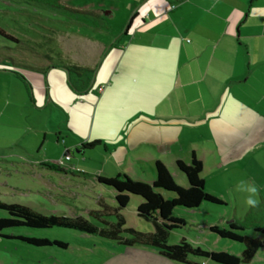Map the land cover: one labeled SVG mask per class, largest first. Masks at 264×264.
Instances as JSON below:
<instances>
[{"label":"crops","instance_id":"1","mask_svg":"<svg viewBox=\"0 0 264 264\" xmlns=\"http://www.w3.org/2000/svg\"><path fill=\"white\" fill-rule=\"evenodd\" d=\"M100 2L83 12L93 21L48 30L57 45L40 64L0 59V136L9 140L0 153L25 176L22 189L0 183V201L44 216L93 218L102 228L122 219L135 230L117 210L113 189L114 204L103 194L89 203L90 194L107 192L97 178L125 174L153 184L159 162L187 188L177 162L193 157L205 186L233 171L254 181L253 164L262 171L264 194V0H128L134 12L114 40L103 27L113 15ZM21 50L10 49L19 57ZM66 66L94 71L87 91L72 88ZM94 141L100 145L86 151ZM97 151L99 165L88 158ZM18 192L20 199L10 200ZM81 234L94 245L73 258L65 257L71 246L61 240L38 238L65 243L64 250L0 236V264H176L143 246L123 252L119 242Z\"/></svg>","mask_w":264,"mask_h":264},{"label":"rangeland","instance_id":"2","mask_svg":"<svg viewBox=\"0 0 264 264\" xmlns=\"http://www.w3.org/2000/svg\"><path fill=\"white\" fill-rule=\"evenodd\" d=\"M42 0H0V28L7 34L17 37L22 40L21 43H15L0 35V59L12 57L15 61L25 62L29 64H40L44 61L42 54L47 52V49H55L57 42L54 40L53 34L48 30L71 31L75 28V24H81L84 20L93 21L91 15L83 13L85 7L89 4L101 3L100 0H63L66 1V9H58L41 2ZM50 1L52 0H45ZM106 12L113 16L108 17L103 21V27L107 31V36L112 40L121 38L124 34L126 26L130 21L132 13L129 9L128 0H102ZM76 9L77 11H75ZM84 29V27H81ZM22 49L21 57L15 56L14 51L10 49ZM18 51V50H15ZM25 55V56H24ZM17 58V59H16ZM4 137L0 136V145L7 143ZM93 151V150H86ZM73 157L80 159L81 154L73 151ZM94 153H90V158L93 163L100 164V158ZM8 155V153H7ZM6 154L0 153V183L8 182L11 186L22 189L24 183V171L17 166H13L11 161L13 158ZM37 156V154H34ZM75 159L73 160L76 163ZM253 174H250L254 179L246 180V174L242 172H229L222 174L221 178L215 182H209L205 186L207 193L213 192L217 198L223 201L222 205L203 203L194 210H185L177 208L174 211V217L184 220L185 226L175 229L170 232L168 237L169 245H176L182 239L194 247H199L205 251L210 252H227L229 254L240 256L244 250V246L240 243L232 242L220 238L217 234L210 231V226H217L221 229L227 228L232 222H238L245 226L242 234L245 236L256 237L264 240V236L254 231L255 226L264 227V194H263V174L260 168L253 164L250 166ZM254 182L258 187L257 199L260 205L257 208H249L245 199L247 193L237 190L240 181ZM107 192H94L89 195V203L96 204L97 196L104 195L109 204H114L112 188L105 187ZM0 191H4L0 186ZM210 191V192H208ZM10 193V192H9ZM165 198L173 199V193L163 192ZM13 194V193H12ZM212 194V193H210ZM10 200L16 201L20 199V192L13 194ZM95 197V198H94ZM141 199L139 197L131 196L130 202L126 209H123L124 216L128 225L135 226V231L142 234H151L154 232L153 225L137 217L138 206ZM88 203V202H87ZM116 204V203H115ZM8 218V214L0 210V217ZM92 223H97L93 218L90 219ZM107 221L117 222L115 216L105 217ZM2 234H18L23 236H30L35 238H47L51 240H61L71 246L69 252H64L65 257L73 258L76 254L79 257L85 254L82 246L93 247V242L90 239L83 238L82 234L77 231L66 230L62 228L51 229H29V228H14L2 232ZM123 237L129 238L128 234H122ZM138 246V245H137ZM119 251H126L125 246H119ZM150 251H156L153 248L145 247ZM81 253V254H80ZM100 251V254H103ZM79 254V255H78ZM101 256V255H100ZM84 257V256H83ZM126 257V255L124 256ZM92 258H97L92 256ZM99 258V257H98ZM196 261L203 262L201 258H191ZM208 264H213L207 261ZM252 264H264V250L261 249L252 261Z\"/></svg>","mask_w":264,"mask_h":264},{"label":"trees","instance_id":"3","mask_svg":"<svg viewBox=\"0 0 264 264\" xmlns=\"http://www.w3.org/2000/svg\"><path fill=\"white\" fill-rule=\"evenodd\" d=\"M41 2L58 9L67 8L63 0H52V2L42 0ZM0 35L17 43L14 37L1 28ZM64 69L75 78V81H71V86L77 93L82 94L90 88L94 76L93 70L74 66H66ZM17 76L24 81L21 75ZM99 145V141H94L84 145V149L92 150ZM177 167L188 180L187 188L178 186L166 167L159 162L156 163V180L153 184L134 181L125 174H119L114 178H97L101 185L115 191V202L118 211L127 207L131 196L141 199L136 211L137 217L153 225L154 232L151 234H142L133 229L125 228V222L122 219H119L115 225L105 224V228H102L82 217L44 216L28 207L0 201V210L8 214V218L0 219V236L5 239L19 240L31 247H56L64 250L67 248V244L60 241L51 242L47 239L1 235L3 231L14 228H62L119 242L127 247L137 245L150 247L155 249L161 257L176 264H199L190 261L191 258H201L213 264H252L259 250H264V240L243 235L242 232L245 226L238 222H233L224 229L214 226L210 228V231L222 239L242 244L244 250L240 257L227 252L205 251L192 246L185 239H182L176 245L168 244L170 232L185 226L184 220L174 217L173 213L177 208L194 210L203 203L223 204L222 201L205 191V184L201 178L203 167L200 161L193 157L190 164L179 161ZM53 168L57 169L55 166ZM162 191L173 193L175 198H165ZM254 231L264 236V227L255 226ZM123 233L128 234L130 237H123Z\"/></svg>","mask_w":264,"mask_h":264},{"label":"clouds","instance_id":"4","mask_svg":"<svg viewBox=\"0 0 264 264\" xmlns=\"http://www.w3.org/2000/svg\"><path fill=\"white\" fill-rule=\"evenodd\" d=\"M237 190L247 193L245 203L249 208L259 207L260 201L257 199L259 190L254 182L242 180L238 184Z\"/></svg>","mask_w":264,"mask_h":264},{"label":"built area","instance_id":"5","mask_svg":"<svg viewBox=\"0 0 264 264\" xmlns=\"http://www.w3.org/2000/svg\"><path fill=\"white\" fill-rule=\"evenodd\" d=\"M70 154L68 152L65 153L64 160L69 161L70 160ZM59 164H62V161L59 162Z\"/></svg>","mask_w":264,"mask_h":264},{"label":"water","instance_id":"6","mask_svg":"<svg viewBox=\"0 0 264 264\" xmlns=\"http://www.w3.org/2000/svg\"><path fill=\"white\" fill-rule=\"evenodd\" d=\"M233 223V222H232ZM231 224V223H230Z\"/></svg>","mask_w":264,"mask_h":264}]
</instances>
